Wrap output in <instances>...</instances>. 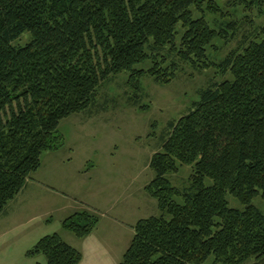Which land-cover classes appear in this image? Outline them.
I'll return each instance as SVG.
<instances>
[{"label":"trees","instance_id":"trees-1","mask_svg":"<svg viewBox=\"0 0 264 264\" xmlns=\"http://www.w3.org/2000/svg\"><path fill=\"white\" fill-rule=\"evenodd\" d=\"M219 10L215 0H0V215L42 155L65 146L60 122L97 106L113 76L129 74L137 106L142 77L167 85L181 63L199 71L215 66L231 78L201 88L169 123L145 187L160 214L135 223L119 264H203L210 257L213 264H264V212L254 204L264 199V27L215 63L209 51L227 32L205 12ZM25 33L27 44H14ZM147 62L148 70L138 68ZM187 165L190 184L175 187L169 175ZM229 193L241 208L230 205ZM100 220L82 210L62 228L85 238ZM81 254L57 232L26 252L47 264H80Z\"/></svg>","mask_w":264,"mask_h":264},{"label":"rangeland","instance_id":"rangeland-1","mask_svg":"<svg viewBox=\"0 0 264 264\" xmlns=\"http://www.w3.org/2000/svg\"><path fill=\"white\" fill-rule=\"evenodd\" d=\"M215 1L220 12L205 14L211 22L226 28L227 38L216 39L209 51L210 58L219 63L231 51L242 49L264 27V4L251 7L245 6V0ZM229 19L234 27L227 25ZM29 40L30 34L25 33L14 44L25 45ZM139 67L148 70L151 63ZM128 78L125 71L113 76L101 86L97 106L60 122L59 132L65 137V146L53 157L45 152L39 174L33 173L31 177V187L44 182L53 192L39 193L31 188L19 200L29 203L31 213L40 221L35 220L31 235L35 237L37 232L41 237L57 232L65 236L82 253L81 264H119L135 233L131 224L160 214L157 200L145 191L155 176L150 167L151 156L161 151L169 123L191 108L198 91L231 75L215 66L199 71L181 63L177 76L167 85H159L150 76L142 77L143 90L137 106L131 98L135 93L127 83ZM140 105L149 108L140 109ZM192 172L190 165L181 166L169 177L175 187L185 188L190 184ZM206 183L211 185L212 181L207 179ZM227 199L232 207H242L230 193ZM109 200L111 203L106 204ZM254 204L264 212L261 196L254 199ZM62 205H68L67 209H60ZM82 210L96 213L102 220L101 227L89 238H79L62 229L63 219ZM47 218L53 225L44 221ZM12 234L6 240L0 238V264H11L14 258L13 239L17 232ZM203 264H213V257Z\"/></svg>","mask_w":264,"mask_h":264},{"label":"crops","instance_id":"crops-1","mask_svg":"<svg viewBox=\"0 0 264 264\" xmlns=\"http://www.w3.org/2000/svg\"><path fill=\"white\" fill-rule=\"evenodd\" d=\"M55 152H48V154H46V156H55ZM41 169V167H40ZM39 169V170H40ZM39 170L37 172H39ZM37 172H34L35 174H39ZM33 182V178H30L28 180V183L26 184V186L24 187V189L16 196V198H14L6 207V209L4 210V212L0 215V238H4L6 240L7 236L10 233H13L12 235H15L16 232L17 234L15 235L14 239H13V246L15 245V250H14V258L11 262V264H45V260L46 258L45 256L42 257V255L36 256V257H28L26 256V252L32 248L34 246V244H36L38 242V240L43 237H39L37 236V232H35V237L33 235H31V228L33 226H35V220L37 221V223H40V221H38L39 219L36 218V216L34 217L33 213H31L30 209L31 206L29 205V203H22L19 202V200H21V198L24 197V195L26 194V192L33 188L36 190V192L39 193H43L44 190L47 192L52 193L53 191L51 189H48V187L46 185H43L44 182H39V186L38 187H31V183ZM106 204L111 203V201L109 200V202L105 201ZM115 202H113L114 204ZM68 205H62L60 207V209H62L63 207H65L64 209H67ZM88 206V205H86ZM114 208L115 206L112 205ZM27 208L29 210H27ZM94 208V207H93ZM95 209L97 211H99V208L95 207ZM48 219H44V221L48 222ZM115 224L118 223L116 218H113ZM63 221V220H62ZM62 221H61V225H62ZM101 222L102 220H100V224L98 225V227L95 230H98L99 227H101ZM48 225H53V221H49ZM135 225V223L131 224V227L133 229V226ZM11 227V228H10ZM63 229V228H62ZM64 230V229H63ZM66 231V230H64ZM94 233V232H93ZM61 235V234H60ZM62 238L65 240V236L61 235ZM91 235L85 237V238H89ZM67 242V240H65ZM67 243H70L69 241ZM72 243H70L71 245ZM73 245V244H72ZM83 261V258H82ZM82 261L80 262V264L82 263Z\"/></svg>","mask_w":264,"mask_h":264}]
</instances>
